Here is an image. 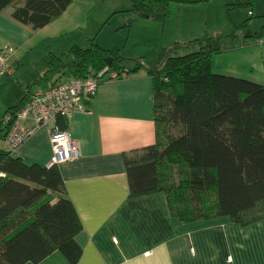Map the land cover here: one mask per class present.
<instances>
[{"label":"trees","instance_id":"obj_1","mask_svg":"<svg viewBox=\"0 0 264 264\" xmlns=\"http://www.w3.org/2000/svg\"><path fill=\"white\" fill-rule=\"evenodd\" d=\"M210 1L132 0V8L123 11L128 17L124 26L132 28L139 19L165 23L172 4ZM19 2L0 0V12L17 4L13 18L38 30L62 16L72 0ZM240 30L245 35L248 24L236 26L229 36L205 34L162 48L153 66L92 40L88 48L74 45L68 53L53 56L42 77L86 78L107 66L121 74L146 68L155 83L158 138L125 156L131 197L165 192L172 215L181 221L228 216L246 226L264 219V85L212 69L213 58L224 52L223 40L237 39ZM251 37L263 38L264 25ZM32 93L28 90L7 114L16 116ZM60 125L67 127L64 119ZM169 126L177 134L165 131L162 140L160 130ZM10 127L6 124L4 136ZM82 230L58 165H28L0 149V264H39L57 251L78 264L83 250L77 236Z\"/></svg>","mask_w":264,"mask_h":264},{"label":"crops","instance_id":"obj_2","mask_svg":"<svg viewBox=\"0 0 264 264\" xmlns=\"http://www.w3.org/2000/svg\"><path fill=\"white\" fill-rule=\"evenodd\" d=\"M214 2L172 4L165 23L139 19L157 28L161 25L163 29L157 31L175 29L168 44L157 43V59L162 48L199 38L200 30L209 29L213 16L208 8ZM251 2L254 9L249 16H264L262 0H228L234 5ZM132 6V0H72L62 16L38 30L13 18L17 4L0 12V48L13 49L14 69L13 75L0 81V149L28 165L50 163L54 153L45 127L19 149H11L4 136L8 110L28 90L60 82L64 77L60 74L42 77L49 60L68 53L74 45L89 43L94 16L100 15L96 10L127 20L123 11ZM260 41L233 44L231 39L224 40V52L212 60L213 72L264 85V77L257 72L258 67L264 71V41ZM123 53L128 58H147L143 52ZM222 57L226 63L217 60ZM35 81L39 84L30 88ZM66 124L82 150L79 160L59 165L83 224L77 236L83 250L78 264H264V219L246 226L228 216L186 222L172 215L165 192L131 197L125 156L143 151L158 138L155 83L146 68L104 82L87 111H77ZM39 264L71 263L57 251Z\"/></svg>","mask_w":264,"mask_h":264},{"label":"built area","instance_id":"obj_3","mask_svg":"<svg viewBox=\"0 0 264 264\" xmlns=\"http://www.w3.org/2000/svg\"><path fill=\"white\" fill-rule=\"evenodd\" d=\"M12 48H0V81L13 75ZM107 66L95 75L86 78H69L46 88H38L30 95L25 107L13 116L7 114L4 122L10 124L6 137L11 149H19L41 127L49 129L53 158L48 168L82 157V150L68 129H63L60 120H69L77 111H87L88 102L98 93L100 86L109 80L125 77ZM28 121L32 123L27 124Z\"/></svg>","mask_w":264,"mask_h":264},{"label":"rangeland","instance_id":"obj_4","mask_svg":"<svg viewBox=\"0 0 264 264\" xmlns=\"http://www.w3.org/2000/svg\"><path fill=\"white\" fill-rule=\"evenodd\" d=\"M261 4H264V0H262ZM253 5V2H251V4L239 6L236 4H228V0H216V2H214L212 6H209L208 8L210 9V14L213 16V18L209 20V29L200 30L201 35H198V37H201L205 34L215 36H229L234 31L236 26L242 25L246 22L248 24V30L245 35L242 34V31L240 30L239 37L235 40H231V43L235 44V41H237L241 44L240 41H243L244 43L251 42L256 44L259 40L264 41V37L261 39L246 37L248 33L252 35V33L256 34L260 32L264 25V16H249L250 10L254 9ZM97 12L100 15L94 16V21L90 30V33L93 34V36L88 40L89 43L85 47H83L84 45L81 44L78 45L82 46L83 48H88L92 45V40H96V44L101 46L108 48H115V46H117L116 49H120L122 52H124L123 54H130V52H143L144 54H147V58L145 60L150 66H153L157 61V57L155 56L157 55L156 52H158L156 50L157 43L159 45V43L164 40L165 44H168L172 35V31L175 30L172 29L173 27H167L165 30L157 31L155 29H163L160 28L161 25H158L157 28L151 24H147L146 22H140V20H137L132 28H127L124 26L126 20L123 19V16L113 17L108 13L104 14L102 9L96 10L95 14ZM240 17L243 19V21H241L242 23L238 24L237 22L241 20ZM227 39L229 38H225V40ZM182 52L184 53V51ZM217 60L226 63L224 57L217 58ZM129 67L135 68L136 63H130ZM257 70L258 75L264 77V71H261L259 67ZM124 74L127 73L124 72ZM68 79V76H64L60 82L64 83ZM165 131L172 134H177L178 132L174 126L167 127V130L165 127H163L160 130V138L162 140L166 138Z\"/></svg>","mask_w":264,"mask_h":264},{"label":"water","instance_id":"obj_5","mask_svg":"<svg viewBox=\"0 0 264 264\" xmlns=\"http://www.w3.org/2000/svg\"><path fill=\"white\" fill-rule=\"evenodd\" d=\"M247 35H248V36H251V34H250V33H248ZM112 60H113V59H112V57L108 58V63H109V65H111V64H112Z\"/></svg>","mask_w":264,"mask_h":264}]
</instances>
